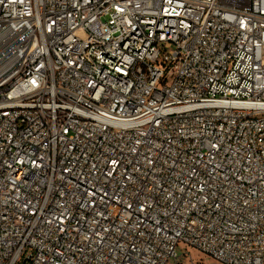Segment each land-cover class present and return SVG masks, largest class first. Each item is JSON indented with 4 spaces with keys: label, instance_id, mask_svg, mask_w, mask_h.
<instances>
[{
    "label": "built area",
    "instance_id": "2783aa9c",
    "mask_svg": "<svg viewBox=\"0 0 264 264\" xmlns=\"http://www.w3.org/2000/svg\"><path fill=\"white\" fill-rule=\"evenodd\" d=\"M179 244L264 264V0H0V264Z\"/></svg>",
    "mask_w": 264,
    "mask_h": 264
},
{
    "label": "rangeland",
    "instance_id": "374dc122",
    "mask_svg": "<svg viewBox=\"0 0 264 264\" xmlns=\"http://www.w3.org/2000/svg\"><path fill=\"white\" fill-rule=\"evenodd\" d=\"M178 264H221L213 260L212 258L200 253L194 248L179 244L177 246ZM174 263V262H171Z\"/></svg>",
    "mask_w": 264,
    "mask_h": 264
}]
</instances>
